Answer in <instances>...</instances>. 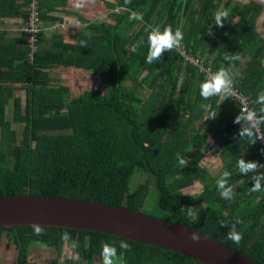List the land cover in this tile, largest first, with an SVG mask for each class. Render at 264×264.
Returning <instances> with one entry per match:
<instances>
[{
  "label": "trees",
  "instance_id": "1",
  "mask_svg": "<svg viewBox=\"0 0 264 264\" xmlns=\"http://www.w3.org/2000/svg\"><path fill=\"white\" fill-rule=\"evenodd\" d=\"M42 1L38 0L42 21L55 22L43 12ZM106 7L111 10L106 19L85 23L73 43L56 34L44 39L41 32L31 61L26 40L19 57L0 55V197L30 194L141 212L183 223L264 264V187L252 191L251 178L233 189L244 176L234 175L240 158L264 164V152L253 144L254 137L238 136L241 125L234 123L238 103L223 96L203 99L204 73L183 63L173 50L146 62L149 25L161 32L169 26L173 31L180 28L186 52L213 72L229 67L225 53L238 57L232 62L234 87L248 97L258 117L264 116V104L256 102L264 92V38L255 29L263 7L255 1L232 0H114ZM219 9L229 11L223 27L214 25ZM59 68L97 76L104 90H85L66 100L69 88L54 84L51 76ZM138 89L146 91L144 99L136 94ZM20 91L25 95L23 107ZM212 112L217 117L208 119ZM259 126L264 133V124ZM214 148L222 163L217 179L200 164ZM177 154L186 165L179 164ZM225 171L231 173V199L222 198L217 188ZM138 172L153 178L151 191L147 181L133 186ZM195 181L203 186L199 194L182 192ZM147 196L153 199L154 213L142 211ZM232 225L243 236L238 244L228 239ZM2 237L17 251L15 264H30L33 244L60 252L64 242L73 246L79 264L100 261L103 242L114 244L118 256L123 253L120 264H201L152 245L89 231L43 228L36 235L34 228L18 227L0 229V241ZM122 239L130 250L119 247ZM47 264H59L58 259Z\"/></svg>",
  "mask_w": 264,
  "mask_h": 264
},
{
  "label": "water",
  "instance_id": "2",
  "mask_svg": "<svg viewBox=\"0 0 264 264\" xmlns=\"http://www.w3.org/2000/svg\"><path fill=\"white\" fill-rule=\"evenodd\" d=\"M73 229L117 236L178 253L201 264H260L183 223L97 202L30 194L0 197V229ZM196 233L199 242L189 237Z\"/></svg>",
  "mask_w": 264,
  "mask_h": 264
},
{
  "label": "clouds",
  "instance_id": "3",
  "mask_svg": "<svg viewBox=\"0 0 264 264\" xmlns=\"http://www.w3.org/2000/svg\"><path fill=\"white\" fill-rule=\"evenodd\" d=\"M127 2V0H126ZM82 4H77L76 7H81ZM137 19H142V16L136 14ZM229 18V11L227 9H219L215 13V23L214 25L223 27L224 21ZM149 53L146 57L147 63H153L161 58L165 51H170L175 47L179 46L183 39L184 34L180 28H177L175 31L171 26L165 28L161 32L160 28L152 27L149 25ZM208 34H212V26L208 30ZM224 59L229 61V67H222L216 72L208 75L205 80L200 85V95L203 99L207 100L213 96H223L225 99L229 98L232 94L234 88V72L231 71L234 69L232 62L238 59L237 56L229 53H225ZM257 103L264 104V92L258 94ZM201 107L208 112L209 109L207 105H201ZM264 112V108L261 109ZM217 114L212 112L209 118L215 119ZM234 123L241 125L238 132V136L241 139L244 138H253V144L257 140H264V135H257L254 132V129H257L260 124H264V116H257L255 110H246L241 109V114H238L234 120ZM264 152V149H261ZM177 158L180 165H186V160L177 154ZM237 166L240 174L246 176L249 172L253 173L252 180L254 181L253 186L251 187L252 191L261 190L264 185L261 181H264V173L258 172V169L264 168V164H261L259 161H246L244 158H240L237 161ZM231 173L225 171L222 177L217 181V188L219 190L220 196L225 199H231L234 196L232 188L229 186L228 181L230 179ZM222 227H228L224 221L219 222ZM36 235H41L43 233V228L38 224H33ZM191 240L199 242L200 237L196 233H193L190 237ZM243 236L241 233L237 232L235 225H232L228 233V239L232 240L235 243H239L242 240ZM119 247L124 251L131 249V245L126 240H120ZM102 264H120L123 260V253L118 256L117 247L113 244L110 245L106 242L102 243Z\"/></svg>",
  "mask_w": 264,
  "mask_h": 264
},
{
  "label": "crops",
  "instance_id": "4",
  "mask_svg": "<svg viewBox=\"0 0 264 264\" xmlns=\"http://www.w3.org/2000/svg\"><path fill=\"white\" fill-rule=\"evenodd\" d=\"M113 1L114 0H43L42 1L43 12H46L48 17H54L56 19L55 22L62 23L64 25V28L58 29L54 32H50L48 31V27L50 24H52V22H46V20L42 21L41 19L43 38L47 39L52 34H56L62 37L63 42L73 43L75 33L78 32L81 28H83L85 23L86 24L92 23L94 20L97 19L96 14L98 12L97 11L98 3L103 4L105 6V15H107V13L110 12L111 10H109L106 7V4L108 2L110 3ZM248 1H255L261 4L259 1L256 0H248ZM244 2H245L244 0L239 1V3H244ZM78 3L82 4V6L76 7ZM26 8L27 6H25V0H0V55L4 54L7 58L19 57L18 50H20V48L24 46V41H25V36L22 32V28L27 21ZM105 19L106 17L99 18V20H105ZM256 31L261 35V37L264 38V31L263 32H259L258 30ZM43 47H48V45L43 44ZM263 65H264V57H263ZM55 70L56 72H53ZM55 70H52L51 73H60L61 71H65V72L74 71L76 73L77 72L79 73V71L75 70L74 68H67V69L59 68ZM51 76L52 79H55L52 74ZM255 143L261 149H264L262 146L258 145L257 141ZM215 149L217 151V159L218 161L221 162V160L218 157L220 151L218 150V148ZM252 161H256V159H252ZM260 169H258V172H260ZM239 173L240 172L237 169H234V175H239ZM253 175H254L253 173L249 172L246 176L241 177L239 181L237 182L235 181L233 183V189L235 190L237 189V187L239 188V186H241L245 180L251 179ZM194 183H197V181H195ZM256 201H258V199H256ZM29 255H28V259H29Z\"/></svg>",
  "mask_w": 264,
  "mask_h": 264
},
{
  "label": "rangeland",
  "instance_id": "5",
  "mask_svg": "<svg viewBox=\"0 0 264 264\" xmlns=\"http://www.w3.org/2000/svg\"><path fill=\"white\" fill-rule=\"evenodd\" d=\"M236 1V0H232ZM238 2L241 0H237ZM236 1V2H237ZM245 2L248 0H244ZM259 1L262 4V13L260 17H258L255 29L259 32L264 31V0H256ZM97 14L96 18H102L106 17L105 15V6L103 4L98 3L97 6ZM79 71V73L74 71H61L60 73H52V75L55 78L54 84H61L65 85L69 88L70 94L69 97H66V100L72 99L77 97L80 93H82L85 90L89 89H100L101 91L104 90L103 86L104 84H101V81H99V77H91L89 76V73H86L85 71L75 69ZM53 72H56L53 71ZM57 74V75H56ZM89 74V75H88ZM126 87H129L128 83H125ZM19 98L20 103L22 104V107L25 103V95L23 92H19ZM136 94L138 97L144 99L146 96V91L142 89H138L136 91ZM10 108L11 106L7 105L5 108V113L7 114V118L10 117ZM14 128L16 129L17 133H20V126H18L16 123L13 124ZM200 164L204 167H206L207 172L210 173V175L217 179L220 174V167L222 166L221 162L217 159V151L214 148L212 152L206 153L204 158L201 160ZM153 178L151 176H147L146 174L142 173H136L135 177L133 178V186L146 182L147 181V187L148 190L151 191V185H152ZM198 183V182H197ZM194 183L192 186L187 187V189H184L182 192L185 194H191V195H197L202 191L203 186H200V183ZM145 213H154L155 212V206L153 204V199H150V197H146L144 208L142 209ZM158 213V210L157 212ZM29 263L30 264H47L50 259L57 258L59 264H65L67 260H71L72 262L77 263V255L74 252L73 246L64 242L62 245V248L60 252H56L53 249H46L38 244H33L30 247L29 250ZM17 251L13 244L7 245V240L5 237H2L0 241V264H15ZM84 264V263H82ZM92 264H102V259L99 261L97 258L94 260Z\"/></svg>",
  "mask_w": 264,
  "mask_h": 264
},
{
  "label": "built area",
  "instance_id": "6",
  "mask_svg": "<svg viewBox=\"0 0 264 264\" xmlns=\"http://www.w3.org/2000/svg\"><path fill=\"white\" fill-rule=\"evenodd\" d=\"M26 10H27V21L22 28V32L25 36V40L29 48L26 57L29 61H31L33 54L36 52L38 47L37 42L39 35L43 31L41 27V17H40V8H39L38 0H28ZM62 28H64V25L62 23L52 22V24H50L48 27V31L54 32ZM172 50L178 53L181 58H183L184 63H188L194 67H197L200 72L204 73L205 77H207L208 75L210 76L212 73H214L209 67L204 65L203 61L189 55L186 52L184 46H182L181 44ZM230 98H232L238 103L239 114H241L242 108L246 110H253L249 104L248 97L244 95L242 92H240L238 89H236L235 87L233 88ZM253 131L256 132L257 135H264L260 126H258V128L254 129ZM257 143L258 145L264 148V140H257Z\"/></svg>",
  "mask_w": 264,
  "mask_h": 264
},
{
  "label": "bare ground",
  "instance_id": "7",
  "mask_svg": "<svg viewBox=\"0 0 264 264\" xmlns=\"http://www.w3.org/2000/svg\"><path fill=\"white\" fill-rule=\"evenodd\" d=\"M240 90V89H239Z\"/></svg>",
  "mask_w": 264,
  "mask_h": 264
}]
</instances>
